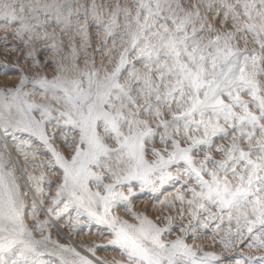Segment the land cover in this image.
<instances>
[{"label": "snow or ice", "instance_id": "6c2138e0", "mask_svg": "<svg viewBox=\"0 0 264 264\" xmlns=\"http://www.w3.org/2000/svg\"><path fill=\"white\" fill-rule=\"evenodd\" d=\"M0 27L11 53L27 50L0 61V76H19L0 82V264H109L98 251L117 252L111 264H264V0H0ZM36 41L68 49L51 77L29 70ZM50 125L72 133L70 154ZM33 139L62 172L48 206L44 176L12 155L40 167ZM136 187L159 215L132 212ZM120 205L133 222L112 214ZM65 218L77 233L103 226L107 243L52 240ZM197 233L221 252L188 244Z\"/></svg>", "mask_w": 264, "mask_h": 264}, {"label": "rangeland", "instance_id": "374dc122", "mask_svg": "<svg viewBox=\"0 0 264 264\" xmlns=\"http://www.w3.org/2000/svg\"><path fill=\"white\" fill-rule=\"evenodd\" d=\"M1 28V27H0ZM3 28V27H2ZM4 29V28H3ZM2 29V30H3ZM5 30V29H4ZM52 30L49 29V32H51ZM60 31V29H56V33L58 34ZM6 33V32H5ZM90 34H91V41L92 44L94 46H98L101 42V39L103 38V34L101 32H99V30L95 27H92L90 29ZM6 35V34H5ZM73 35H75V33H73ZM4 36H0V38H3ZM16 43V41L13 39L12 41L7 40V45H11ZM37 45V48L34 51V56L39 60L40 64H41V68L37 69L35 67H31L29 70L31 73H36L37 71H41L44 75H47L48 72H45L47 69L51 68V67H56V65L60 64L62 62V57L65 55V53L68 52L67 48H64L60 53H53L51 51L52 48V44L49 43L47 45H43L42 41H36L35 42ZM49 45V46H48ZM44 46V47H42ZM120 46V42L119 40H117V47ZM27 51L26 49H22L21 53H11L10 49L5 45V42L3 39H0V61H3L5 59H9L10 58V62L12 64H16V58L22 56L23 52ZM50 51V52H49ZM89 53H91V49H89ZM103 57L101 56H97L96 58V63L97 66H99V61L100 59H102ZM49 61V63L45 64V61ZM78 63L80 64V66L83 68L84 65V61L80 60L78 61ZM29 64L30 62L25 60V59H20L19 64L17 65L20 68H29ZM19 80V76L15 75V74H10L8 76H0V82H7V83H15L16 81ZM248 97H245V99H247ZM39 100H42V98H37ZM68 135L69 137L71 136V134L69 133L68 130H64V132L59 131L60 134V141L61 144L64 146L63 143V135ZM63 134V135H62ZM62 136V137H61ZM221 143H227L225 141H221ZM150 146H154L156 148H163L164 145L160 144L159 140H156L155 145H150ZM2 150V149H0ZM170 150V149H169ZM20 154V152L18 153V155ZM21 156V154L19 155ZM31 152L29 153V158L30 159H35L36 162L37 158L36 156L31 158ZM150 157V156H149ZM39 163V164H38ZM37 165H41L40 167H34L31 164H27L25 163V161H22V164L24 166L25 169H27V171L29 173H32L33 175L39 177L41 175L44 176L45 178V183L42 184L43 190L46 193V197L44 198V202H45V206H48L51 204V200L48 199V197H54L56 195V184H59V182L57 181L56 178V174L55 171L48 169L47 167H44L43 165H46L45 163L43 164L42 162H38ZM60 178H62V175L60 176ZM19 180L20 177H18ZM48 181L51 182V185H49V183H47ZM62 183V182H61ZM56 189V190H55ZM24 191H27L28 189L25 188L23 189ZM171 188V186H168L166 188V190L163 193V196H161V199H164L165 197L169 200L173 199L174 196L176 195L175 191ZM134 191L137 193V195L135 197L132 198L131 200V210L132 212H136V213H145L148 215V217L150 219L154 218L156 215H159V209L161 207H164V205H160L159 203H157L155 201V199H153L151 196L147 195V194H142L140 192L139 187H136L134 189ZM126 192V191H125ZM127 194V193H126ZM148 197H147V196ZM152 199L149 201L147 198ZM142 198V199H141ZM144 198V199H143ZM190 198V197H189ZM25 199L28 201V208L30 209L31 207V197H25ZM148 201H147V200ZM141 200V201H140ZM151 208H155L156 211H152ZM174 212V210H172ZM113 215L115 216H119L121 219H125L128 220L129 222H133V217L132 215L129 214V212L125 209V207L123 205L117 206L114 210H113ZM170 213H165V215H168ZM75 215V213H73V216ZM37 219L39 220H44L46 219L45 215L43 213H41ZM27 222L29 223V225L31 226L33 221L31 216H29L27 218ZM59 224H61L63 226V228L71 235L73 236L81 245H89L92 242H97V243H107L106 239H101V233L99 232L100 229L103 226H98V225H92L90 228H85L84 231L77 233L76 231H74L72 228L70 227H65V225L67 224V219H62L57 221ZM180 221L177 220L176 223H179ZM161 226H164V223H161ZM211 231V230H209ZM88 232V233H86ZM89 232H91V235H89ZM50 233H51V238L52 240L55 241H59V243L64 244V245H70L73 246L74 244L72 243V241L65 235H60L57 233V230L53 227L50 228ZM99 233V234H98ZM48 231H46L43 235H48ZM179 234L174 233L172 237H169V239H173L175 238V235ZM36 238L40 239L41 238V234L40 233H36ZM197 235L201 236V239L199 240H192V239H188L187 243L188 244H196L199 245L203 248L204 251H216L217 253L221 252V246L218 243L220 240V237L217 236L215 238H213L211 235H207L205 233H197ZM76 246V245H74ZM51 247V245L49 246ZM79 250V248H78ZM96 255L105 261H108L109 264H111V261L113 260H120L121 257L120 255L115 252V251H98L96 253ZM46 260H51L53 258L51 257H45Z\"/></svg>", "mask_w": 264, "mask_h": 264}, {"label": "bare ground", "instance_id": "6f19581e", "mask_svg": "<svg viewBox=\"0 0 264 264\" xmlns=\"http://www.w3.org/2000/svg\"><path fill=\"white\" fill-rule=\"evenodd\" d=\"M3 28L1 27L0 28V36H5V34L7 33V31H9V30H2ZM6 32V33H5ZM8 40L9 41H12L13 40V38L11 37V36H9L8 37ZM49 46V45H48ZM42 47H44V46H42ZM50 52V51H49ZM59 65V64H58ZM56 67H57V65H56ZM56 67H51V68H49V69H47L45 72H48L47 73V76H49V77H51V75L55 72V70H56ZM38 98H42V97H38ZM37 118H39V117H37ZM67 130V129H66ZM59 131H61L59 128H53L51 125L48 127V134H49V137H50V139H53L55 142H54V144H53V147H55V148H57L58 150H60V151H62V152H64L65 154H70V150L69 149H67L66 147H65V145L63 146L62 144H61V141L59 140L60 139V134H59ZM55 133V135H53ZM69 133L72 135V133L69 131ZM66 134V133H65ZM63 135V134H62ZM62 137V136H61ZM32 148L37 152V153H40V155H37L36 156V158H37V161L38 162H42L43 164L45 163H47V161H49V160H51L52 159V157H51V155L50 154H48L47 152H46V150L44 149V148H41V147H39L38 146V141H36L35 139H33L32 140ZM3 150V149H2ZM18 151L14 148V147H12V155L14 156V157H16L17 158V160L19 161V164H20V167L22 168V169H25L24 168V166H23V164H22V161H23V159H22V157L21 156H19L18 155ZM31 158H33V157H31ZM149 158H151V157H149ZM37 162V163H38ZM39 164V163H38ZM55 174H56V178H57V181L59 182V183H61L62 182V178H60V176L62 175V172L60 171V170H56L55 171ZM20 179H22V181H27V176H22V177H20ZM56 190V189H55ZM57 191V190H56ZM124 191H126V190H124ZM173 191V190H172ZM147 196V195H146ZM148 197V196H147ZM142 199V198H141ZM144 199V198H143ZM149 201L151 200V202H152V199H151V197L150 198H147ZM146 199V200H147ZM147 200V201H148ZM141 201V200H140ZM54 228L57 230V233L58 234H60V235H65V236H67L71 241H72V243L74 244V245H76V246H79V245H81L73 236H71L64 228H63V226L61 225V224H59L57 221H55L54 222ZM100 232V231H99ZM86 233H88V232H86ZM101 233V232H100ZM99 234V233H98ZM73 245V246H74Z\"/></svg>", "mask_w": 264, "mask_h": 264}]
</instances>
